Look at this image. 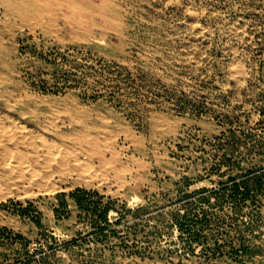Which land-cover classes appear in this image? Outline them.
<instances>
[{
    "label": "rangeland",
    "instance_id": "374dc122",
    "mask_svg": "<svg viewBox=\"0 0 264 264\" xmlns=\"http://www.w3.org/2000/svg\"><path fill=\"white\" fill-rule=\"evenodd\" d=\"M31 5H0V264H264V0Z\"/></svg>",
    "mask_w": 264,
    "mask_h": 264
},
{
    "label": "bare ground",
    "instance_id": "6f19581e",
    "mask_svg": "<svg viewBox=\"0 0 264 264\" xmlns=\"http://www.w3.org/2000/svg\"><path fill=\"white\" fill-rule=\"evenodd\" d=\"M31 1L33 0H0V5L3 6V10L6 11V13H12V14H17L22 18H25L24 16H27L29 14L33 13H40L42 11H45L42 8H35L31 5ZM36 1V0H35ZM38 1V0H37ZM52 2V1H51ZM54 3V2H53ZM90 4V3H89ZM94 6L100 10L102 9L103 12L105 13V9L97 7V5ZM71 8H76V5L74 2L71 1L70 3ZM112 6V5H111ZM77 9V8H76ZM75 9V10H76ZM115 10V9H114ZM81 12V11H80ZM73 13V12H72ZM117 14V13H116ZM79 15V14H78ZM34 16V15H33ZM80 16V15H79ZM108 16V15H107ZM32 17V16H31ZM104 18V17H103ZM80 19V18H79ZM4 20V19H3ZM9 20V19H8ZM9 23V22H8ZM4 24V23H3ZM10 26V25H9ZM5 27V26H4ZM11 27V26H10ZM8 30V29H7ZM3 31V30H2ZM4 33V32H3ZM3 36V35H2ZM4 44V43H3ZM6 48V47H5ZM4 49V48H3ZM7 51V50H6ZM5 51V52H6ZM2 53V52H1ZM6 63V62H5ZM10 92V91H9ZM16 96V95H15ZM18 97V96H17ZM21 102L14 98L12 95H5L0 93V108H3L5 110H13L16 108L18 104ZM27 104V103H26ZM29 106V105H28ZM17 110V109H16ZM19 111V110H18ZM17 111V112H18ZM14 112V111H13ZM23 114V113H22ZM13 115V114H12ZM16 116V115H14ZM19 116V115H18ZM12 121V120H11ZM3 121L0 122V143L2 139H5L6 137V130L3 129ZM14 122V121H13ZM10 123V122H9ZM8 125V124H7ZM18 128V127H17Z\"/></svg>",
    "mask_w": 264,
    "mask_h": 264
}]
</instances>
